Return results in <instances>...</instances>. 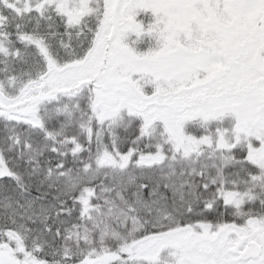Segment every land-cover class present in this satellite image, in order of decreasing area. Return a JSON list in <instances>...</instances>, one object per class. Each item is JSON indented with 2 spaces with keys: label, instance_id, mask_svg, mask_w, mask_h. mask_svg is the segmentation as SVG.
<instances>
[{
  "label": "snow or ice",
  "instance_id": "6c2138e0",
  "mask_svg": "<svg viewBox=\"0 0 264 264\" xmlns=\"http://www.w3.org/2000/svg\"><path fill=\"white\" fill-rule=\"evenodd\" d=\"M0 264H264V0H0Z\"/></svg>",
  "mask_w": 264,
  "mask_h": 264
}]
</instances>
